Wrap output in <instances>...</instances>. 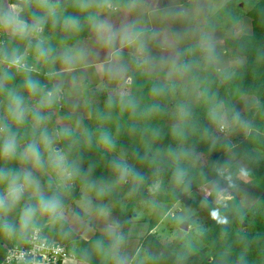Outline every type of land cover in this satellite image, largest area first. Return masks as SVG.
<instances>
[{
    "label": "rangeland",
    "instance_id": "374dc122",
    "mask_svg": "<svg viewBox=\"0 0 264 264\" xmlns=\"http://www.w3.org/2000/svg\"><path fill=\"white\" fill-rule=\"evenodd\" d=\"M170 1H181L184 5L189 3V0ZM258 1L206 0L201 7L202 0H191L192 7H195L188 15H196L198 26L193 31L188 30L179 40L182 43L189 41L194 46H213L212 49H218V56L211 63L198 61L201 73L196 79L178 75L167 77L174 88L173 99L166 114L167 125L180 127L186 118L194 114L196 104L202 99L201 85H206L214 101V129L209 137H195L180 143L172 161L158 164L156 171L148 176L144 189H141V183L134 184L135 171L132 167L142 157L137 156L133 160L126 158V150L116 144L119 140L116 123L108 118L93 116L94 101L102 102L101 97H98V90L91 92V99L84 100H66L61 90L59 93L48 91L41 100L22 99L24 120L28 119L37 130L36 148L40 162L36 164L31 156L25 159L28 144L20 146L18 159L21 171L29 179L25 181L23 178L21 184L25 185V189L19 201L6 213L0 212V219L4 222L8 219L14 223L20 221L29 207L39 209L38 205L32 206L33 197L43 195L48 190L53 191L61 202L62 216L49 220L44 225L45 228L50 229L54 235L66 236L67 226L69 235L78 243L82 239L91 240L97 233L105 234L117 240L112 245V258L116 264H145L146 250L142 248L141 242L150 233L172 246L173 252L180 257L196 254L206 247L201 235L207 230L208 222L201 212L209 204V196L223 179L234 177L241 183L234 186L233 190L221 188L217 200L232 198V191L251 210L264 194V167L260 165L264 152L254 149L255 151H248L243 157H237L232 149L253 128L259 129L260 123L264 127V116L258 117L257 105L250 96L227 86L230 77L243 64L244 59L231 50L225 51L224 40L252 33V19L248 11ZM102 2L105 0H36L29 10L41 13L36 23L49 15V24L68 3L71 6L90 8ZM4 5L3 1L0 4V26L3 33L9 37L13 34L25 35L8 32L7 29L18 31L22 28L18 27L21 23L17 19L20 10L19 7L5 8ZM6 16L14 17L19 23L4 24ZM27 28L32 29L30 26ZM38 29L41 27H37L36 31ZM81 32L82 30L79 31ZM36 33L40 34L34 38L36 41H47L46 31L38 30ZM52 48L49 46V50ZM22 59L27 63V58L22 56ZM28 61V67L32 68L33 61ZM119 91L120 89L116 93L120 94ZM108 94L113 96L114 91ZM12 123L16 121L12 118L10 107L0 103V128L6 129ZM73 132L84 136L82 140L90 146L93 154L100 153L101 157L114 160L124 159L127 163L125 172L116 177L95 179L83 186L76 185L69 169L70 154H74L72 143L63 137ZM2 133L0 132V139ZM223 150L232 153L236 158L235 163L217 178L208 180L200 167L207 165L210 157ZM8 191L9 188L3 190L0 199L7 201ZM167 195H174L177 200H162V196ZM133 198L137 200L129 207ZM128 223L129 226L126 227ZM242 229L264 230V214L249 212L242 223ZM13 231L11 229V233ZM11 233L8 236L10 240L3 243L6 248L17 243ZM78 243L73 250L70 249L76 257L72 264H95L97 258L92 262L79 259L78 251L83 248ZM209 255L206 252L204 257Z\"/></svg>",
    "mask_w": 264,
    "mask_h": 264
},
{
    "label": "trees",
    "instance_id": "16d2710c",
    "mask_svg": "<svg viewBox=\"0 0 264 264\" xmlns=\"http://www.w3.org/2000/svg\"><path fill=\"white\" fill-rule=\"evenodd\" d=\"M31 5L24 2L25 8L20 16L22 19L34 22L41 13L29 10ZM248 15L252 19V33L226 40L225 48L244 59L243 64L230 77L227 86L236 88L243 95L250 96L253 103L257 105L258 117H262L264 116V0H259L248 11ZM88 18V13L83 6H71L68 3L67 7L61 8L47 25V41L44 42L49 43L53 50L65 44L77 37L79 31L88 23ZM44 42L38 46L33 44L27 35L13 34L7 37L0 57L14 60L27 53L30 60L36 57L47 59V53L51 50L49 46L48 49L42 48ZM217 56L218 49L205 50L200 61L211 63ZM181 66L189 78L196 79L200 76L201 70L197 67V62L186 61ZM131 75V83L122 93L113 96L107 92L98 93L102 102L94 101L93 116L108 118L116 123L119 133L116 144L126 150V158L133 160L137 156L142 157L141 161L136 162L132 167L135 171L134 184L141 183V189H144L148 176L156 171L158 164L172 161L180 143L195 137L203 139L212 134L215 124L214 101L208 86L201 85L202 99L196 104L194 114L186 118L187 120L180 127L169 126L166 114L173 99L172 85L169 82L157 80L153 74L145 72L139 63L134 64ZM29 81L36 85L35 91L30 89ZM49 83V78L44 72L30 68L19 70L14 67L6 68L5 72L0 73V103L11 109L15 107L13 97L41 100L50 90ZM258 127L259 129L255 127L247 136H243L241 143L232 149L237 157H243L248 151H255L254 149L264 152V127L261 123ZM9 133L16 137L17 151L13 158L0 155V171L7 174L6 179L0 180V194L9 188L13 176L19 178L18 183H21L24 178L18 159L20 146L24 143L35 144V146L37 144V130L28 119L23 120L22 123H12L3 131L0 149ZM63 137L72 143L74 154H70L69 169L76 185L83 186L95 179L116 177L125 172L127 163L124 159L114 160L103 158L100 153L93 154L90 146L82 140L84 136L73 132ZM235 160L232 153L223 150L210 157L209 163L201 166L200 169L205 178L213 180L230 168ZM260 165L264 167V159L260 161ZM240 183L237 178L227 177L209 196L210 202L201 212L208 222L207 230L201 235L206 244L202 251L180 257L173 252L172 246L163 243L157 236L150 233L141 242L142 248L146 250L145 264H264V230L242 229V223L249 212L264 214V194L251 210L245 207L232 191V198L224 201L217 200L221 188L233 190L234 186ZM41 197L47 199L55 195L53 191L48 190L43 195L33 197L31 199L33 207L38 205ZM137 198L132 199L129 207L134 205ZM162 198L168 201L177 200L174 195L162 196ZM49 220H51L49 216L42 215L39 209L36 210L33 223L27 229H22L21 220L14 223L10 219L6 222L0 219V262L6 252L3 243L10 240L9 231L3 227L5 223L14 229L10 233L19 244L26 241L31 230L43 227L49 237L73 250L78 242L69 235L67 226L65 227L66 236L54 235L50 229L44 227ZM128 226L129 223L126 227ZM116 242V238L112 239L105 234L97 233L91 240H80L78 244L83 249L78 251V257L86 262H92L97 258L95 264H116L112 258V245ZM206 252L210 254L208 257H204Z\"/></svg>",
    "mask_w": 264,
    "mask_h": 264
},
{
    "label": "crops",
    "instance_id": "0c3cea01",
    "mask_svg": "<svg viewBox=\"0 0 264 264\" xmlns=\"http://www.w3.org/2000/svg\"><path fill=\"white\" fill-rule=\"evenodd\" d=\"M3 1L5 8L19 7L20 10L16 15L21 23L18 27L22 28L18 31L7 29L8 32L28 35L38 46L44 42L34 38L40 35L36 33L38 30L47 31L49 15L38 23L37 19L29 22L20 16L24 2L33 4L36 0H0V4ZM205 1L202 0L201 7ZM194 7L191 0L185 5L170 0H105L90 8L84 6L89 21L82 32L54 51L50 49L47 59L30 60L27 53L22 56L27 58V63L33 61L30 69L42 71L49 78V91H63L66 100L91 99V92L96 90L114 91L115 95L120 89L122 93L132 81L131 70L135 63L160 81L168 82L172 75L188 77L181 64L189 60L200 67L198 61L202 53L213 47L194 46L189 41L179 40L188 30L193 31L198 26L196 15H188ZM37 27L41 29L36 31ZM0 29L4 32L2 26ZM48 46L49 43L44 42L42 48Z\"/></svg>",
    "mask_w": 264,
    "mask_h": 264
},
{
    "label": "clouds",
    "instance_id": "9594fccd",
    "mask_svg": "<svg viewBox=\"0 0 264 264\" xmlns=\"http://www.w3.org/2000/svg\"><path fill=\"white\" fill-rule=\"evenodd\" d=\"M3 23L6 25H11L13 23H19L15 20L14 17L6 16L3 20ZM12 64L16 66H20V60L19 58L14 59L12 61ZM30 89L35 91L36 85L29 81L28 82ZM51 95V94H49ZM13 102L15 107L11 108V114L12 118L17 123H22L24 120V111L21 108L22 99L20 97H13ZM37 119H41L40 117H37ZM5 131V129L0 128V132ZM17 151V142L15 135L9 133L7 137L3 141L2 149H0V155H3L5 157L13 158L16 155ZM29 156H31L34 159V162L36 164H39L40 162V155L39 152L35 146V144H29L25 153V159H27ZM62 161V158H61ZM7 178V174L3 171H0V180H4ZM18 177L13 176V179L9 185V191H8V199L7 201L0 199V212L6 213L10 210L11 207L15 206V204L19 201L21 194L23 193L25 189V185L18 183ZM29 177L27 175L24 176V180L27 181ZM39 211L42 215L47 214L50 219H57L62 216V205L61 202L56 198H44L41 197L39 199L38 203ZM36 214V209L29 207L24 213L21 218V227L22 229H27L32 223L33 218ZM4 229L6 231H11V225L5 223L3 225Z\"/></svg>",
    "mask_w": 264,
    "mask_h": 264
},
{
    "label": "built area",
    "instance_id": "2783aa9c",
    "mask_svg": "<svg viewBox=\"0 0 264 264\" xmlns=\"http://www.w3.org/2000/svg\"><path fill=\"white\" fill-rule=\"evenodd\" d=\"M8 35L0 30V53L6 44ZM20 66L12 64L13 60L0 57V73L6 68L17 70L29 68L21 57ZM17 59V58H16ZM75 254L63 243L49 237L43 228H34L23 244L13 243L6 248L0 264H72Z\"/></svg>",
    "mask_w": 264,
    "mask_h": 264
}]
</instances>
